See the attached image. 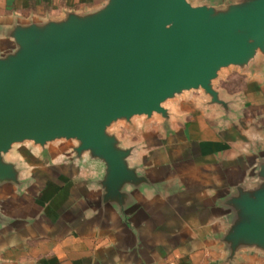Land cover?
I'll return each mask as SVG.
<instances>
[{
	"label": "water",
	"instance_id": "water-1",
	"mask_svg": "<svg viewBox=\"0 0 264 264\" xmlns=\"http://www.w3.org/2000/svg\"><path fill=\"white\" fill-rule=\"evenodd\" d=\"M236 1L217 9L188 0H106L60 20L0 26V41L9 44L0 52V191L23 184L8 158L16 145L46 153L62 143L72 161L101 167L100 202L128 225L136 197L161 179L133 162L136 144L113 128L158 119L168 129L173 114L165 103L192 91L230 113L215 89L219 74L264 68V0ZM250 177L252 186L238 183L218 202L228 220L218 238L228 261L242 249L264 253V150Z\"/></svg>",
	"mask_w": 264,
	"mask_h": 264
},
{
	"label": "crops",
	"instance_id": "crops-1",
	"mask_svg": "<svg viewBox=\"0 0 264 264\" xmlns=\"http://www.w3.org/2000/svg\"><path fill=\"white\" fill-rule=\"evenodd\" d=\"M105 1L0 0V26L60 20ZM8 47L0 41V52ZM231 69L237 74L226 76ZM236 80L241 91L229 92ZM215 89L230 102L228 115L192 91L165 103L168 129L158 119L136 123L133 162L161 186L136 197L128 225L100 202L98 164L72 161L62 143L46 153L16 145L8 158L23 184L0 191V264H264V253L248 249L228 261L218 240L228 223L218 202L238 183L253 185L254 156L264 150V68L230 67Z\"/></svg>",
	"mask_w": 264,
	"mask_h": 264
},
{
	"label": "rangeland",
	"instance_id": "rangeland-1",
	"mask_svg": "<svg viewBox=\"0 0 264 264\" xmlns=\"http://www.w3.org/2000/svg\"><path fill=\"white\" fill-rule=\"evenodd\" d=\"M188 2L192 6L207 5V6H211V7L217 8V9H222V8L226 7L227 5H229L231 3H235L237 1L236 0H188ZM231 74H234V75L237 74V70L236 69H231L225 75L228 76V75H231ZM242 83H243L242 81H238V80H236L235 82L229 83V85H228L229 92H232V93L240 92L241 88H242ZM218 85L223 87L224 83L223 82H219ZM147 123H149V122H147ZM150 126H148V127L151 128V129L158 128L157 124H151ZM133 127L134 128H130L127 125L118 124L113 129H114L115 132H117L119 138L123 142H125L126 144H135L136 143V138H137L136 137V119H135V125ZM147 133H148V131H147ZM146 135L148 137V134H146Z\"/></svg>",
	"mask_w": 264,
	"mask_h": 264
}]
</instances>
